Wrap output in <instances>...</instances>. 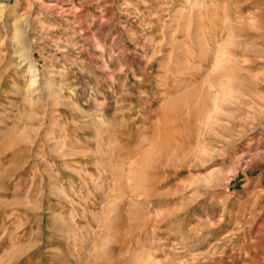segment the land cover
Masks as SVG:
<instances>
[{
  "label": "rangeland",
  "instance_id": "374dc122",
  "mask_svg": "<svg viewBox=\"0 0 264 264\" xmlns=\"http://www.w3.org/2000/svg\"><path fill=\"white\" fill-rule=\"evenodd\" d=\"M0 264H264V0H0Z\"/></svg>",
  "mask_w": 264,
  "mask_h": 264
}]
</instances>
